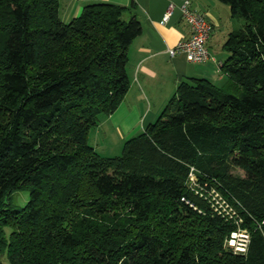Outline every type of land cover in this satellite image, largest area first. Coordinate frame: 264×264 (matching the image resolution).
I'll list each match as a JSON object with an SVG mask.
<instances>
[{"label":"trees","instance_id":"trees-1","mask_svg":"<svg viewBox=\"0 0 264 264\" xmlns=\"http://www.w3.org/2000/svg\"><path fill=\"white\" fill-rule=\"evenodd\" d=\"M216 1L243 21L225 84L180 82L106 157L88 134L129 88L139 19L95 2L64 23L60 0H0V264H264V0ZM190 166L239 200L246 252L224 248L236 225L186 188Z\"/></svg>","mask_w":264,"mask_h":264},{"label":"crops","instance_id":"crops-1","mask_svg":"<svg viewBox=\"0 0 264 264\" xmlns=\"http://www.w3.org/2000/svg\"><path fill=\"white\" fill-rule=\"evenodd\" d=\"M184 1L60 0L59 15L64 23L79 16L87 4L103 2L129 8L124 19L134 15L142 24L141 34L127 49L129 88L116 110L102 118L88 134V142L97 152L98 148L110 146L112 140L123 142L144 131L158 118L180 82L201 78L217 88L225 84L227 77L221 66L227 53L223 44L234 27L228 26L221 36L218 34L225 20L220 15L221 9L226 10L216 0H189L191 8L205 14L212 23L213 29L207 40L210 59L193 63L183 54L170 56L168 53V49L190 37L189 27L180 11ZM170 5H173L171 14L164 21ZM226 13L230 21V14Z\"/></svg>","mask_w":264,"mask_h":264},{"label":"rangeland","instance_id":"rangeland-1","mask_svg":"<svg viewBox=\"0 0 264 264\" xmlns=\"http://www.w3.org/2000/svg\"><path fill=\"white\" fill-rule=\"evenodd\" d=\"M219 4L229 13L228 6L222 3ZM226 11L221 9L220 15L225 20L222 21V27L218 30V34L220 36L228 26L230 27L233 25L234 28H239L243 24V21L240 18H231L230 21H228L229 15L226 13ZM1 118L2 117L0 116V119ZM124 143L125 141L118 142L116 140H112V144L110 146L106 145L104 147L98 148V153L106 157L119 156L122 153ZM231 173L234 176L243 177V172L237 168L232 169ZM200 177H204V175H202L201 172H199L194 166H190L186 180V188L191 191L193 195L197 197V199L202 200L206 206L222 216L226 221L236 225V229L234 230L235 234L232 236L233 239H230V233L224 240V248L226 250L231 249L236 252L244 246L250 236L249 231L243 227L244 219L241 216L242 213L240 214V211L243 212L244 208L240 204L239 200L236 199V197L228 192L226 188L221 186L217 179H205L204 182H206L208 185L202 186L200 184ZM13 198L19 205H24L28 200V193H16L13 195ZM122 213L123 216L127 215L126 211H122Z\"/></svg>","mask_w":264,"mask_h":264},{"label":"built area","instance_id":"built-area-1","mask_svg":"<svg viewBox=\"0 0 264 264\" xmlns=\"http://www.w3.org/2000/svg\"><path fill=\"white\" fill-rule=\"evenodd\" d=\"M173 5H170L164 16V21L167 20L171 14ZM181 15L186 21L189 30L190 37L186 40L180 41L174 47L168 49L170 56L176 54H183L187 61L193 63H203L210 59V54L207 48V40L211 35L213 26L212 23L207 19L205 14L197 12L191 8L189 0H185L180 6ZM234 231L231 232V238L233 239ZM231 241V240H230ZM247 242L238 253L246 252Z\"/></svg>","mask_w":264,"mask_h":264}]
</instances>
